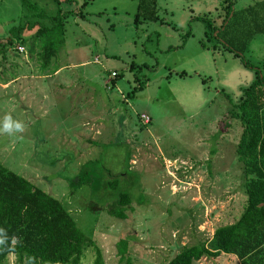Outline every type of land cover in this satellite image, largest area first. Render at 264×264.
I'll list each match as a JSON object with an SVG mask.
<instances>
[{
    "label": "rangeland",
    "instance_id": "obj_1",
    "mask_svg": "<svg viewBox=\"0 0 264 264\" xmlns=\"http://www.w3.org/2000/svg\"><path fill=\"white\" fill-rule=\"evenodd\" d=\"M33 1L49 13L58 7L53 0ZM76 1L67 6L73 9L66 43L50 66L86 62L72 70L86 88L58 91L50 79L31 81L30 90L20 80L7 86L18 71L30 75L45 67L33 39L38 27L22 29L24 41L16 36L33 13L24 15L21 0H0V40L14 39L0 52V119L11 113L26 126L23 133L0 134V162L59 198L96 241L105 264H166L184 246L212 238L216 227L235 221L245 208L236 153L244 123L232 113L241 88L252 82V66L264 73V33L250 41L245 65L205 34L207 21L215 24L226 6L223 0H159V20L138 26V0H88L80 14L83 0ZM233 1L240 10L264 0ZM242 22L245 30L250 27L247 19ZM113 68L118 77L107 85ZM136 78L147 80L146 87L134 90ZM37 101L45 108L41 118ZM78 174L86 181L71 187ZM114 177L118 189L105 188L101 181ZM119 191L133 199L125 218L109 211ZM90 204L100 207L92 211ZM120 240L127 242L124 255ZM96 254L88 247L81 264H93ZM239 262L222 253L194 264Z\"/></svg>",
    "mask_w": 264,
    "mask_h": 264
},
{
    "label": "trees",
    "instance_id": "obj_2",
    "mask_svg": "<svg viewBox=\"0 0 264 264\" xmlns=\"http://www.w3.org/2000/svg\"><path fill=\"white\" fill-rule=\"evenodd\" d=\"M87 1L81 2L79 14ZM157 1L138 0L135 21L138 22L140 18L157 19ZM223 1L227 3L224 23L230 15L231 18L226 26L222 24L220 28L207 21L206 36L218 39L239 56L245 65H249L245 56L248 45L256 33H264V1L240 10H235L233 0ZM53 2L58 6L57 10L49 13L36 1L21 0L24 15L33 14L26 17L24 28L19 26L16 34L17 39L24 41L26 38L22 35V29L38 27L33 39L39 42L38 56L45 68L51 65L59 49L66 43L68 12H63L60 8L61 0ZM243 18L247 19L250 26L246 30ZM230 31L234 33L230 34ZM13 42L12 37L0 40V52ZM252 67L255 69V79L243 89L232 113L244 123L236 153L243 169V188L247 197L245 208L235 221L216 227L212 238L184 246L166 264H194L205 257H217L222 253L235 255L240 260L239 264H264V73L260 68ZM93 177L94 183L100 182L99 176ZM82 179V175L78 174L70 181L71 187L86 181ZM101 182L105 188L113 190H117L119 186L116 177ZM114 198L110 213L125 218L126 209L133 201L131 194L119 191L111 197ZM97 207L100 206L90 204L92 211H97ZM0 228L8 236L6 244L0 245V264H8L11 255L14 256L12 264H81L85 250L91 246L97 253L93 264H105L102 250L96 241L78 225L59 198L2 162ZM13 237L16 238L14 246ZM126 251L127 242L120 240L119 253L124 255Z\"/></svg>",
    "mask_w": 264,
    "mask_h": 264
},
{
    "label": "crops",
    "instance_id": "obj_3",
    "mask_svg": "<svg viewBox=\"0 0 264 264\" xmlns=\"http://www.w3.org/2000/svg\"><path fill=\"white\" fill-rule=\"evenodd\" d=\"M159 1V0H158ZM158 1H157V5H158ZM75 2H78V1H73V2H70V1H68V0H61V5H60V8L62 9V11L63 12H69V11H71L72 9L71 8H67V6L68 5H72V4H74ZM225 3V2H224ZM247 7V6H246ZM76 8V7H75ZM137 8H138V5H137ZM242 9H244V8H242ZM159 11V10H158ZM158 11H157V14H158V16H159V13H158ZM68 15L70 14L71 15V12H69V13H67ZM69 15V16H70ZM192 16V15H191ZM226 16H227V8H226V6L224 7V8H221V10H220V14L218 15V17H217V20H216V23L214 24V25H216L218 28H220L221 27V25L223 24H225L224 23V21H225V18H226ZM221 18H223L224 20H223V23L221 24V25H219V21H220V19ZM67 19H68V17H67ZM150 20H152V19H145V18H140L139 20H138V22H136L135 21V18H134V23H135V25L136 26H138L139 24H142L143 23V21H150ZM155 20H159V17L157 18V19H155ZM153 21V20H152ZM207 30H208V28L206 29V32H207ZM206 32H205V34H206ZM251 43V42H250ZM250 43H249V45H250ZM249 45H248V48H247V51L249 50ZM27 52V51H26ZM26 52H23V53H26ZM28 56H29V58H31L30 56H32V54L31 53H29L28 52V54H27ZM245 55H246V53H245ZM97 57H99V56H97ZM27 62L28 61H32V59H28L27 58V60H26ZM85 63L86 62H80V63H69V64H62V65H59V66H57V67H53V66H50L49 67V69H42L41 67L39 68H36L35 69V71L34 72H31V74L30 75H28V72H25V73H19V71L17 72L18 73V76H17V74H16V77H14L11 81H9L8 82V84H7V86L9 87V85H11V82L12 83H15V84H17V81L18 80H20V81H23L24 83H26V82H28V84H27V86L25 85V87H27V90H30L32 87H31V84L33 83V82H31V81H35V80H41V79H50L51 80V84H53V88L55 89V90H58V91H62V90H65V89H73V90H80V89H82V88H84L85 87V85H83V82L82 81H79V80H77V78L75 77V75H72V70H74V71H76V70H78V69H80V68H83L84 66H85ZM29 67H30V70H31V68H35V67H31V65H33L31 62H29ZM33 66H35V65H33ZM53 67V68H52ZM51 68V69H50ZM117 71V69L116 68H113L110 72H112V71ZM181 73H183V71L182 72H180L179 74L181 75ZM185 73V72H184ZM118 74H119V71H117V76H118ZM182 76V75H181ZM255 76H256V73H254V77H253V79H252V81L255 79ZM112 77V74L110 73L109 75H108V78H106L105 79V84H107V85H109V80L108 79H110ZM117 78V77H116ZM140 79V78H139ZM136 81H137V85L139 86L138 87V89H143L144 87H146V85H147V80H144V81H141V80H138V78H136L135 79ZM114 81V80H113ZM141 82V83H140ZM30 84V85H29ZM249 85V84H248ZM248 85H246V86H244V87H242L241 88V94H240V96H239V98L241 97V95L243 94V89L245 88V87H247ZM22 88H24V87H22ZM86 88V87H85ZM136 88V87H135ZM202 88H203V85H202ZM24 89H26V88H24ZM135 90V89H134ZM137 90V89H136ZM221 92H223V91H221ZM89 93V92H88ZM80 94V93H79ZM34 95L35 94H29V97L31 98V99H35L34 98ZM65 95V94H64ZM71 95H74V96H76V92H72L71 93ZM71 95L70 96H68L67 95V98H69V97H71ZM37 96H38V94H37ZM56 96H58L59 97V104H61L62 103V97H63V95H62V93H57L56 94ZM35 107H37L38 106V108H37V113L39 114H41V116H37L38 118H41V117H43L44 116V114H45V108H44V106H43V103H41V101H37V103H35ZM37 114V115H38ZM85 122H86V120H83V122L81 123V128H84V130H85V128H87V127H85L86 125H85ZM88 122V121H87ZM86 122V123H87ZM82 134V133H81ZM72 141V140H71ZM240 263V262H239Z\"/></svg>",
    "mask_w": 264,
    "mask_h": 264
},
{
    "label": "clouds",
    "instance_id": "obj_4",
    "mask_svg": "<svg viewBox=\"0 0 264 264\" xmlns=\"http://www.w3.org/2000/svg\"><path fill=\"white\" fill-rule=\"evenodd\" d=\"M25 123L22 120L15 119L11 113H6L0 119V134H7L12 136L14 134L23 133L25 131ZM8 240L7 233L4 229L0 228V245L6 244ZM16 244V238H12V245ZM34 259V258H32Z\"/></svg>",
    "mask_w": 264,
    "mask_h": 264
},
{
    "label": "built area",
    "instance_id": "obj_5",
    "mask_svg": "<svg viewBox=\"0 0 264 264\" xmlns=\"http://www.w3.org/2000/svg\"><path fill=\"white\" fill-rule=\"evenodd\" d=\"M17 50L19 51V52H26V48H25V46L24 45H18L17 46ZM100 60H99V58L97 57V58H95V62H99ZM111 74H112V76H117V71H112L111 72ZM109 80V82H110V79H108ZM142 118L144 119V122H146V123H148L149 121H150V117L147 115V114H145V113H143L142 115Z\"/></svg>",
    "mask_w": 264,
    "mask_h": 264
}]
</instances>
